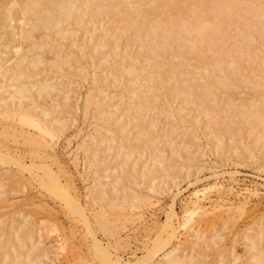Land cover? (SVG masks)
I'll list each match as a JSON object with an SVG mask.
<instances>
[{"label":"rangeland","instance_id":"374dc122","mask_svg":"<svg viewBox=\"0 0 264 264\" xmlns=\"http://www.w3.org/2000/svg\"><path fill=\"white\" fill-rule=\"evenodd\" d=\"M239 2L241 1L235 2L236 8L239 4L241 5ZM242 5L241 8L246 7V5ZM205 10L206 14L210 13L213 16L210 10H208L209 12L207 8ZM227 11H222L220 14L222 16L226 15ZM229 11L231 12L232 9ZM194 15L195 13L192 14V16ZM227 15L223 17H226V19L220 20L221 16L214 18L215 16L212 17L208 14V17L218 21V24L221 23L220 28L215 32L218 37L217 41L222 42L221 49L218 50L219 53H222L220 56V59H222L221 64L215 62L216 57H218L216 46L211 45L209 40L204 43L205 45L201 43L202 47L204 46L203 51L207 58L212 61L210 67H221L229 80L237 85L224 88L221 85L217 86L215 91L217 99H220V101L219 106L216 108L214 107L215 100H213L212 95L207 94L202 87H198L199 90H197L200 92V96L193 102H188L185 99V95L179 92V87H185L188 84V82H181V79L195 75V71L188 73L186 76L165 74L166 83H163L160 78H150L148 75L151 67L150 62L149 64H142L140 57L147 54L146 52L149 51L152 41H149V39L145 41L146 37L144 38L143 36L144 39L141 38L142 34L139 32L138 36L140 35L141 39L138 38L137 40L136 31H132V27H130L129 31L124 28L126 32L123 26L119 25L117 27L121 28L122 26L121 30H123V33L124 31L126 32L122 35L120 29L114 28V25L116 27L120 23L116 24L114 20L110 19L112 17L109 18L108 16L104 19H95L99 22H97L98 24L93 20L95 23L90 20L87 22L82 21V25L78 24V26L73 25V22L72 24H67L71 30H76V35L71 37L66 34L65 37L68 38L69 36V38L68 40L64 39V41L61 38L52 39L51 44H53L54 49L61 46L68 55L71 52L70 58L74 60H72L71 68H66L67 65H65L63 71L58 70L48 61L38 64L37 67H32L31 64L28 65L29 67H25L27 64L25 63L22 66L23 68H14L9 71L10 74H32V77L22 79L25 81H32L38 77H47L51 83L64 80L63 76L65 75L64 77L68 80L70 79L72 85V82L75 81V85H73L75 88L76 85L78 86L76 89L72 85L65 87L69 89L71 94L69 101L73 104L72 101L75 98L76 104L73 107H67L71 120L67 121L65 127L60 132L56 131L57 134L55 133L52 138L50 136L46 137L47 147L32 144L29 140L30 138L27 137V133L35 139L39 137L32 128H22L16 123L15 119L11 120L12 118H10L7 121L4 117H0V153L4 156L7 155L10 160L9 162L0 160V242H5L6 245L9 244L5 247L8 251L5 248L2 249L7 251L8 256L5 259V256L0 255V264H171L169 259L167 260L168 256H164L165 251L172 252L171 256L174 261H177V264H264V71L261 70L264 68V19L260 22L262 17L251 15L250 18L254 19V22H259L254 23L253 20L249 19L246 11H244L245 16L243 15L244 20H242V15L239 14L241 21L238 22L236 20H239L240 17L236 18L237 13L232 14L230 18L229 13ZM261 15L264 17V14ZM189 17L187 18L188 22L192 20V18L189 20ZM113 19L116 20L115 17ZM178 20L181 22L180 18ZM179 22L176 23L177 27ZM183 23L185 24V22ZM244 23L246 26H244ZM251 23L255 29H251ZM98 25L102 27L98 28ZM180 26L182 27V25ZM246 27L249 28V31ZM231 29L232 31H230ZM119 30L120 34L115 32H119ZM219 30H224V33ZM105 31H108V34ZM91 32L93 37L90 35ZM113 34L114 36H112ZM115 34L117 35L115 36ZM89 35L91 36L90 39H92L89 40L92 43L88 42V45ZM100 36H104V39ZM56 37H59L58 34ZM74 37L77 40L75 47L72 48V45L67 47V44L69 43L70 45ZM95 37H100L99 39L97 38L98 42H96L97 39L94 40ZM223 37L225 41H223ZM81 38L85 40V42L83 41L84 43L81 42L83 40ZM244 38L246 42H244ZM182 39H179V43L177 41L178 38H171L167 43L171 45L183 44ZM185 41L183 39L184 43ZM61 43L64 45L62 46ZM80 44L85 47L86 53H84V56L79 53V48H76ZM86 44L87 46H85ZM101 44L106 48L102 49ZM114 44L117 48H120L118 52L114 50L116 48ZM142 45L143 47H141ZM231 45L232 48H230ZM44 47L47 51L44 50ZM44 47V54L49 57L51 55L50 50L48 51L49 47ZM65 47L67 48L65 49ZM92 47L93 49L96 47L98 49L93 51ZM89 49L93 53L96 52V55L91 52L94 58L92 61L90 60V63H88ZM107 50L111 51H108L111 54V61L110 57H107L109 55L106 54ZM38 51L42 52V48H39ZM114 51L118 55L121 54L120 58L124 56L126 58L120 59ZM162 56L163 60L166 57L167 60L165 59V61L175 62L179 59H177V56L172 58V55L166 53ZM85 59L87 62H85ZM100 60L102 61L101 64ZM119 60V63L115 62ZM132 60L136 61L135 64L137 66H142V70L140 69L138 75H132L129 70L131 74L127 73L128 71L126 72V67H130ZM185 60L193 61L192 58ZM232 60H236L238 64L233 65L230 63ZM151 64L154 66V63ZM73 66H84L86 70L88 69L87 77L84 78L87 80L86 82L82 79L83 77H78L79 74L74 71ZM183 66H186V64ZM190 66L187 65L185 71L192 70V66ZM164 70L161 69L163 74L166 73ZM95 72L96 74L98 73V82L101 84L97 82L90 83L93 76H95ZM7 73L3 72L0 74V96L9 99L12 95V88H9V82L11 81L4 76ZM76 74L78 75L76 76ZM244 75H247V77L245 81H242ZM50 78H52V81ZM197 81L200 82L201 79L194 82ZM89 89H93L97 103L91 105L92 107L89 106L85 112L84 95ZM32 90L34 94L37 93L35 87ZM228 91L235 93L237 99L230 100L232 96L228 97ZM45 95L47 94H44V97L37 95L35 98L36 103L40 107L43 106L41 109L47 108L46 105L51 102V98L49 96L45 97ZM62 95V92H60L56 96L58 102L62 99ZM243 98L254 101L253 104L247 107L249 110L246 114L247 121H244L241 116L232 114L230 111L232 104L237 105ZM221 99L222 101L225 100V102L223 101L224 103H222ZM56 100L55 103L57 102ZM139 102H141L142 108L135 114L134 105H138ZM205 106H208V108ZM237 107L240 108L238 105ZM218 109L220 112L217 117L220 121L219 131H222H220L222 138L219 147L215 148L218 139H215L216 133L208 125L214 120L215 110ZM57 110H59V106L55 107L54 113ZM62 114L64 113H59V115ZM139 115L144 116L145 124L149 130H152L150 133H159L161 136L152 142L149 148L141 145L137 146L126 169L133 171L135 167L154 166L159 180L165 173L173 175L172 190L163 188L157 192L150 193L147 183L142 182V184L133 180L132 175L135 176V174L132 172L127 174L128 170L124 174L122 172L124 177L128 176L123 179L125 181L124 184L133 187L140 193L148 194L149 199L132 202L130 201V196L127 197L125 204L122 203L124 206L119 205L120 207L118 205H109L104 201L93 200L92 193L97 190L96 185L102 181L104 183H113L118 179L116 177L119 175V165L121 164V167L125 166L121 163L123 161L122 154H126L128 151L127 148H120V138L127 136L131 143H136L135 141L138 142L141 137V134L138 135L136 132L137 117ZM132 117L136 120L134 118L132 120ZM122 128L123 130H121ZM6 131H8V134H6ZM19 132H22V134ZM91 136L95 137L91 140ZM100 137L114 138L113 146L111 144L112 149L108 150L107 144L103 143V146L101 143L102 146L98 147V152L104 158V161L99 164L89 165L90 157L85 155V151L86 149L91 151L95 146H89L87 142L96 141V138L100 139ZM26 138H29V141ZM38 139L41 138L39 137ZM117 154L118 157L116 156ZM186 156H191L193 158H191L192 161L187 159L188 157L185 158ZM32 164L38 168H35ZM42 164L45 168L48 167L53 174H56V178H59L58 180L62 183L64 190L72 187L71 192L76 194L80 200L82 214L74 212L72 207L70 208L65 203L66 201L64 202V199L59 198V194L53 192L52 189H47L48 186L44 184L46 181L49 184L48 177L50 178V176L47 177L44 173ZM29 166H34L33 170ZM116 166L119 168L118 172H110L109 168H115ZM107 168L109 173L103 175V173L106 174ZM95 169H98V173L94 172ZM35 172L36 174L33 175ZM98 174L103 176L100 175L101 177H99L97 176ZM39 178L42 179H40L41 183ZM127 180H130V182L127 183ZM42 181H45V183L42 184ZM123 181L120 185L123 184ZM111 187L112 184L108 185V188L111 189ZM195 194L198 195L196 196ZM195 198L202 200L203 205L198 199L196 202H199L202 207L205 205L201 209H203V212L206 209L207 212L202 214L203 212L199 209L202 212L201 214L197 211V214L194 213V215L190 216L192 221L189 217L191 222L186 221L188 218H185L187 216L185 212L193 208ZM172 204L180 218V221L175 219V226L177 227V225L179 226L180 223L186 221L191 223L190 229L189 227L183 228L182 225L179 226L180 228L177 227L176 239L171 237V242H168L170 244L167 243V246L165 245L151 260L147 261L148 251L154 245L155 238L160 236L161 244H163V241L167 238L166 236L172 233V230L169 232L170 227H168V230H166V227L165 231L162 229L164 220L171 212L170 207H172ZM168 211L170 212L168 213ZM82 217H84V220ZM32 224L35 225L32 226ZM29 227L33 228L32 231L27 230ZM198 230L201 238L197 245L195 236ZM32 232H34L32 235L33 240L30 239ZM38 236H42V244H39V247L40 239H38ZM202 239L205 242L201 241ZM93 241H101L103 245L109 246V254L106 253L107 257L104 258L102 256L104 253H99L98 255ZM9 246H12V249Z\"/></svg>","mask_w":264,"mask_h":264},{"label":"bare ground","instance_id":"6f19581e","mask_svg":"<svg viewBox=\"0 0 264 264\" xmlns=\"http://www.w3.org/2000/svg\"><path fill=\"white\" fill-rule=\"evenodd\" d=\"M238 1H241L239 3H241V5L242 4L246 5V7L245 8L244 7L241 8V5L238 3L239 6H237V8H236V6L234 4H235V2H238ZM244 2H245V4H244ZM238 4H236V5H238ZM232 7H234V8H232ZM238 7H240V9H238ZM190 8H192V9H190ZM206 8H207V11L210 10L212 12L213 16L210 13H207V14L205 13V11H206L205 9ZM243 8H244V10H243ZM228 9L229 10L232 9V11L230 12ZM235 9H236V11H234ZM190 10H192V11L189 12ZM225 10L226 11L228 10L226 12V15H227V13H229V18H230V16H232V14H236L237 13L238 15H236V18L238 19L240 17L239 16V14H240V15H242L241 16L242 20H244L243 19V15H244V11H246V12H248L249 19H251L250 18L251 15L256 16V17L260 16V17H262V19H260V22H262V20L264 19V17L261 15V14H264V0H0V74L3 73V72L4 73L8 72L4 76L7 77L11 81V82H9L10 85L9 84L8 85H9L10 89L12 88V95L10 96L9 99L3 98L2 96H0V117H4L7 121L10 118H12L11 120L15 119L16 123L22 128L23 127L32 128L38 134L37 136H39L41 139H38L39 137L35 139L32 135H30L29 133L26 132L28 135L33 137L32 138V137L27 135V137L30 138V139L29 138L28 139L32 142V144L34 143L36 145H39L40 147L41 146L42 147H44V146L47 147L46 137L50 136V138H52L55 135L56 131L60 132L63 129V127H65L67 121L71 120L70 116L68 115L69 110H68L67 107L68 106H70V107L75 106L76 99L74 98L73 101H72L73 104H71V101H69V98L71 97V94L69 93V89L65 88V87H68L69 85L70 86L72 85L70 79L68 80L66 77H64L65 76L64 75L63 76L64 80L58 81V82L55 81L56 83L55 82L54 83L49 82L47 77H38V78H34L32 81H27V80L25 81V80H22V79L23 78H28L30 76L32 77V74H26V75H22V73H19V74L18 73H16V74H14V73L12 74L11 73L10 74L9 71L11 69H14V68H21L23 65H25V63H27L25 65V67H29L28 65H30V64H31L32 67H37L38 64L45 63V62H48V61L50 62L51 65H54L58 70H62L63 71L65 65H67L66 68H68V67L71 68L72 67V60H73V59L70 58L71 57L70 56L71 52H69V55H68V53L64 52L62 47L59 46L58 44L57 45L59 47L54 49V46H52L53 44H51L52 39L57 40V38H61L64 41V39L68 40V38H69V36H68V38L65 37L66 34L67 35L69 34L71 37L75 36L76 33H77L76 30H73V29L71 30L69 28L70 26L68 27V25L72 24V22L74 23L73 25H75V26H78V24H81L82 21H86L87 22L89 20L90 21L93 20V21H95L97 23L98 21H96L95 19H97V18L104 19L106 16H108L109 18L112 17L110 19L114 20L116 24L120 23V24L116 25V27L114 25V28H117V29L121 30L122 26H123V29L126 28L129 31L130 27H132L133 29H131V30L132 31H134V30L136 31L135 34H137V36L136 35L135 36H136L137 40H138V38H140L139 37L140 35L138 36V32H139V33L142 34L141 38H143V36H144V38L146 37L145 39L143 38L145 41H147L146 39H149V41H152L151 46L148 49L149 51H147V52L145 51L147 54H145L144 56L140 57L142 59V60H140V61H142V64H149V62H150L151 67H150V70H149V73H148L150 78H153V79L160 78V80H162L163 83H166L167 80L165 79V74H169L170 73L171 75L172 74L173 75L180 74V76L181 75H185L186 76L188 73H191V72L195 71L194 72V73H196L195 75H193V76H191L189 78L181 79V82H188V84L185 87H179V92L183 93L185 95V99L188 102H193L196 98H198L200 96V92H198V90H199L198 87H202V88H204V91L207 94H211L212 95L213 100H215L214 107L216 108V107L219 106V101H220V99H217V94H216V91H215L217 86L221 85L224 88V87H235L237 85L229 80V78L224 73V71H223V69L221 67H218V68L217 67H210V63L212 61L207 58L205 52L203 51V47L204 46L202 47V45H205L204 43L209 40L211 45L216 46L215 48H216L217 52H218L219 49H221V43L222 42L220 43L219 41H217L218 37L215 34V32L218 31V29L220 28L221 23L218 24V21L213 20L211 18L214 17V16H215L214 18H216L217 16L218 17L221 16L222 18H220V20L221 19L222 20L226 19V17L223 18L226 15L222 16V14H220L222 11H225ZM200 11H202V12L200 13ZM203 11H204L205 14L203 13ZM194 13H195V15L192 16V14H194ZM230 13H232V14H230ZM208 14H209V16H212V17H208ZM248 15H247V18H248ZM114 17L116 18V20L113 19ZM188 17H189V20H191V18H192V20L189 21V22L187 21ZM193 17L195 19L197 18V20L194 19L195 20L194 21ZM241 17H240L239 20H236V21L237 22L241 21ZM109 18H107V19L110 20ZM117 18H118V20H117ZM178 18H180L181 22H179ZM84 19H86V20H84ZM102 19H99V20H102ZM249 19H246V20H249ZM176 20H177V22H179L178 27H177V24H176L177 23ZM251 20H253V22L255 21L254 19H251ZM95 22H93V23H95ZM183 22H185L186 25ZM88 23L90 24V22H88ZM108 23H109V21H108ZM187 23H189V24H187ZM252 23L250 25L252 28L249 27V26L248 27L251 28V29H255V28H253ZM254 23H259V22H254ZM263 23H264V21H263ZM101 25H103V24H101ZM119 25H122L121 28L117 27ZM180 25H182L183 29H182V27ZM244 26H246L245 23H244ZM99 27H102V26L98 25V28ZM249 28H247V30ZM257 28H259V27H257ZM232 29L230 31H232ZM120 30H119V32H117V31H115V32L120 34ZM108 31L107 32L105 31V32L108 34ZM125 31H124V33L127 32V31L126 32ZM219 31H221V30H219ZM234 31H235V29H234ZM257 31H258V29H257ZM115 32H113V33H115ZM221 32L224 33V30H222ZM121 33H122V35L124 34L123 30H121ZM57 34H58L59 37H56ZM92 34L93 33L91 32L90 35L92 36ZM116 35L117 34H115V36ZM54 36H55V38H54ZM91 36L88 38V40L91 38ZM112 36H114V34ZM247 36H248V34H247ZM251 36H252V34H251ZM100 37L101 38L103 37V39H104V36H100ZM100 37H97V38L99 39ZM244 37H246V36H244ZM248 37H250V36H248ZM97 38L95 37L94 40H96ZM109 38H111V37H109ZM171 38H178V40H177L178 42H179V39L181 40L182 38L184 39V41L185 40L186 41L184 43L183 39H182V43L183 44H178L176 42L178 45L177 44L176 45H171V44L167 43V42L170 41ZM227 38H228V36H227ZM242 38H243V36H242ZM82 39L83 38H81V40ZM98 39L96 40V42L99 41ZM117 39H119V38H117ZM66 40H65V42H67ZM88 40H87V44L89 45L88 42L92 43V41H90L92 39H90L89 41ZM230 40H231V38H230ZM243 40H245L244 42H246L245 38ZM76 41L77 40L74 37L72 39V41L70 42V45H69V43L67 44L68 45L67 47H71V45H72V48L75 47ZM83 41L85 42L84 39L81 42L84 43ZM115 41H116V39H115ZM171 41H174V40H171ZM220 41H221V39H220ZM223 41H225L224 37H223ZM235 41H236V38H235ZM249 41H252V40H249ZM226 42H227V40H226ZM52 43H54V42H52ZM201 43H202V45H201ZM87 44L85 46H87ZM63 45L64 44H62V46ZM98 45H96V46H98ZM44 46H48L49 47L48 51L50 50V52H51V55L49 53V55H50L49 57H46V55L44 54V52L47 51ZM90 46H88V47H90ZM43 47L45 48L44 49L45 51L43 50ZM67 47H65V49ZM93 47H95V46H93ZM93 47L91 49H93ZM104 47L105 46L103 44H101V48L103 49ZM115 47L116 48L113 47L114 50L116 52H118L119 51L118 49H120V48H117L116 45H115ZM141 47H143V45ZM207 47H208V45H207ZM237 47H238V45H237ZM39 48H42V52L38 51ZM76 48H79V53L84 56V53H86L84 45L80 44L79 47L76 46ZM230 48H232V45H231ZM91 49H89V51H88L89 52L88 54H90V55L88 56V54H86L88 56V59H89L88 63H90V60L92 61V59L94 58L93 55H96L95 54L96 52L93 53L91 51ZM94 49L96 51L98 48L96 47ZM94 49H93V51H94ZM111 50H113V49H111ZM108 51H110V50H107L106 54H109V55H107V57H110V61H111V56H110L111 54ZM91 52L93 53V55H92ZM220 52H222V51L220 50ZM165 53L172 55V58H173V56H177V59L178 58L179 59L177 61H175V62L174 61H165L166 57H164V60L162 59V57H163L162 55L165 54ZM231 53H232V51H231ZM221 54L222 53L218 52V57H216V61H215L216 63H220L221 62V60H222V59H220ZM82 55H81V57H82ZM112 55H113V52H112ZM116 56H119V58H120L121 54L118 55L116 53ZM132 57L134 58V56H132ZM136 57H135V60H136ZM95 58H97V57H95ZM115 58H112V59H115ZM123 58H120V59H123ZM174 58H176V57H174ZM187 58H192L193 61H186L185 59H187ZM135 60H132V63H130V67L128 66L129 68L126 67V72L129 70L130 72H132V75L133 74L138 75L140 73V69L142 70V66H137L135 64V62H136ZM239 60H240V58H239ZM85 62H87V60ZM99 62H100V64L102 63L101 60ZM115 62L119 63L120 60L119 61H115ZM115 62H113V64H115ZM75 63H76V61H75ZM151 63H154V66H152ZM230 63H232L233 65L238 64L236 60H232ZM98 64H96V65L98 66ZM184 64H186V66L187 65H191L192 66V70L185 71L186 66H183ZM92 65H93V62H92ZM261 65H262V63H261ZM73 67H74V71L79 74V75L76 74V76L78 75V77H80V78L83 77L82 79L87 77V73L89 71H88V69L86 70L84 68V66H76V67L73 66ZM91 67H93V66H91ZM96 69H97V67H96ZM161 69H165L164 71L166 73L163 74L161 72ZM261 70L264 71V68H262ZM129 71L127 73L131 74ZM29 72H30V69H29ZM98 72H99V70H98ZM72 74H73V72H72ZM94 75L95 76H93V79L91 80L90 83H92V82L96 83L97 82L98 84H101V83L98 82L99 81L98 73L96 74V72H95ZM76 76L74 75V77H76ZM248 76L252 77L250 75H248ZM171 77H173V76H171ZM246 77H247V75H244V78L242 79V81H245ZM50 79L52 81V78H50ZM176 79H178V78H176ZM198 79H201V81L200 82L199 81L194 82L195 80H198ZM178 80H180V79H178ZM86 81L87 80H85V82ZM114 81H116V80H114ZM74 82H72L73 85H75ZM177 84L179 85L178 81H177ZM77 86L78 85H76V88H77ZM33 87H35V89H36V92H37L36 94H34V91L32 90ZM91 87H93V86H91ZM52 91H53V93H52ZM60 92H62L63 95H62V99L58 102V100H56V96ZM44 94H47V95H45V97L49 96L51 98V102L52 103L49 101L50 104H47V105H50V106L46 105L47 108L44 107L43 109H41L43 106L40 107L39 104L36 103L35 98H36L37 95L44 97ZM229 94H230V96H229ZM229 94H228V97L232 96V98L230 100H234L235 98L237 99V96L235 95V93L229 92ZM232 94H234V95H232ZM236 94H238V93H236ZM205 96H206V94H205ZM55 100L58 103L57 102L55 103ZM221 101H222V99H221ZM223 101L225 102V100H223ZM223 101H222V103H224ZM235 102H236V100H235ZM95 103H97V100H95V94L93 93V89H89L86 92V94L84 95V103L83 104H84V107H85V112H86L87 108H89V106H91V105H93ZM253 103H254V101L248 100L247 98H243L237 104L238 106H240V108L237 107V105H234V103H233L232 104L233 106L230 108V111H231L232 114L237 115V116H241V117H243L244 121H247L248 119H247V115L246 114L249 111L247 107H248V105H251ZM56 106H59V110H57V112L54 113V110H55ZM134 107H135V111H136L135 114H136L142 108L141 102H139L138 105H134ZM206 108H208V106ZM60 112H63L64 114L59 115ZM219 112H220L219 109L215 110L216 114L214 116V120L212 121V123L210 125H208V126H210L211 130L215 131V133H216V137L214 136L215 139L216 138L218 139L217 144L215 145L216 146L215 148L219 147V145L221 144V138H222V136H221V132L222 131L221 130H220L221 132L219 131L220 121H219V119L217 117V114ZM149 116H150V114H149ZM133 118L134 117H132V120H133ZM134 120H136V119L134 118ZM136 127H137L136 132L138 133V135L141 134L140 138L137 136L139 138L138 142L135 141L136 143H134V142L131 143L127 136H124V137L120 138L121 139V143L119 145L120 148H122V149H124V148L126 149L127 148V151H128L127 153L125 152L126 154H124V153L122 154L123 161L121 163L123 165H125V166L122 165L123 167H121V164L120 165L117 164V165H119L120 169L118 168V166H116L115 168L114 167L109 168L110 172H113V171L114 172L115 171L118 172L117 170L119 169V172H118L119 175H118V177H116L118 179L113 182L114 184L112 182L111 183H106V182L104 183L103 181L99 182L98 184L96 183L97 184L96 185V189L97 190L94 191L93 193L90 191L93 194V197H92L93 200H95V201H104L105 203H107L109 205H112V206H116V205H118V206L120 205L121 206V205H123L122 203L125 204V201H127V199H128L127 197H130V196H131L130 197L131 198L130 201H132V202L139 201V200H142V199H146V200L149 199V195L148 194L140 193L137 190H135L133 187L124 184L125 181H123V179L128 177V176L124 177V175H122V172L124 174V172L126 173L129 170V169H126V166L128 165V163H129V161H130V159L132 157V154L135 152L134 150H135V148L137 146L139 147L141 145L143 147H148L149 148L150 147L149 145L152 142H154L157 138H159L161 136V134L153 133V132L150 133V131H152V130H149V128L145 124L144 116H141V115H139L137 117ZM123 128L121 130H123ZM24 130H26V129H24ZM263 131H262V133H263ZM6 132H7L6 134H8V131H6ZM4 133H5V131H4ZM19 133L22 134V132H19ZM123 134H124V132H123ZM33 135L35 136V134H33ZM97 135L99 136V134H97ZM18 137H20V136H18ZM94 137L95 136H91L90 139L92 140ZM97 139L98 138H96V141H93V142L92 141H90L89 143L87 142V144L89 146H95L93 149H91V151L93 150L92 152L89 151V149L88 150L86 149V151L84 150L85 151V155L90 157L89 165H91V164H99V163L104 161V158L101 157V155L98 152V150H99L98 147L101 145V143H102V145H103V143L104 144L106 143L108 150H111L112 146H113V142H114L113 139L114 138L113 139H110V138L108 139V138H105V137H100V139H98V140ZM230 142H231V139H230ZM24 143H26V142H24ZM111 144H112V146H111ZM120 151H121V149H120ZM121 152H120V154H121ZM7 154H8V152H7ZM118 154L116 155L117 157H118ZM120 154H119V156H121ZM187 157L188 156H186L185 158H187ZM191 158L192 157L189 156L187 159L190 160ZM192 159L190 161H192ZM0 160L5 161V162L6 161L7 162L10 161L9 158L7 157V155L4 156L2 153H0ZM76 161L78 162V160H76ZM34 164H32V165H34ZM42 166H43V164H42ZM134 166H135V163H134ZM29 167L31 168L32 166H29ZM33 167H32V170H33ZM43 167L44 168H42V167L41 168L44 169L43 170L44 173L47 175V177L50 176L51 179L48 177L49 184H47L46 180H45L46 183H45V181H42V184L45 183L44 185L49 187V188L47 187V189H52L53 192H56L57 194H59V198L61 197L62 200L64 199V202L66 201L65 203H67V205H69L70 208L72 207V210H74V212L76 211L77 213H79V214L81 213L82 214L83 211L80 208L81 207L80 206V200H79V198H78V196L76 194L71 192L72 187L66 188L67 190H64V187H63L62 183H60V180H58L59 178L58 179L56 178V174L55 173L53 174L48 167H47L48 169L45 168V166H43ZM21 168H22V165H21ZM35 168H38V167L35 166ZM109 169L107 168L106 174L103 173V175H107V173H109L108 172ZM97 171H98V169L94 170L95 173ZM131 172L133 174H135V176L132 175L133 180H136L139 183L140 182L141 183L142 182H146L147 183L148 191L150 193L157 192L158 190L163 189V188L164 189L167 188L169 190H172L171 187L173 185H171V182H172V180L174 178V177H172L173 175L171 176V175H167L165 173V175L162 176L160 178V180H159L158 176H156L157 174H156V169H155L154 166L151 167L150 165H146V166L140 167V168L135 167V169L133 171L129 170L127 172V174H130ZM169 172H171V171H169ZM31 173H33V172L31 171ZM35 174H36V172L33 175H35ZM100 175H102V174H98L97 176L101 177ZM37 176H39V175H37ZM214 176H216V175H214ZM41 178H43V177H41ZM41 178H39V180ZM41 180H40V183H41ZM122 181H123V184L120 185ZM126 182L127 183L130 182V180L129 181L127 180ZM111 184H112V187L110 189V188H108V185H111ZM174 187H175V184H174ZM2 188H3V186H2ZM177 194H178V191H177ZM195 195L197 196L198 194H195ZM203 196H205V195H203ZM220 197H222V196H220ZM197 199L199 200V202L202 201V200L200 201L199 198H195V201H194L195 203L193 205V208H190L188 210V212L187 211L185 212L187 216L189 214H191L188 217L187 216L185 217V218H188V220L186 219V221H190L192 219L190 217V216H192V214L193 215H194V213L197 214V211H199V209L204 208L205 205L202 207L203 202H201L202 203V205H201L199 202H196ZM203 199H205V198H203ZM173 201H174V199H173ZM131 208H133V207H131ZM170 210H171V212L168 211V213L169 212L170 213L168 214V216L164 220V223H163L164 227L162 226V229L164 230L167 227L166 230H168V227H170V231L169 232H171V230H172V233H170V235L168 234L166 236L167 238L163 241L164 243L162 242L163 244H161V240L159 238L160 236H157V238H155L154 245H152L153 247L151 246L152 248L150 247V249L148 251V254H147V259L148 260L147 261L151 260L157 254L158 251H160L161 249H163L165 247V245L167 246V243L172 239L171 237H174V238L176 237V232L178 231L177 229L180 228L179 227L180 225H182L183 228L184 227L187 228V227L191 226L190 225L191 223H187L185 221L183 223H180L179 226L176 224L177 227H178L177 228L175 226V221L176 220L180 221V218H179V215H178L176 209H174L173 204H172V207H170ZM201 211L203 212V209H201ZM201 211H199L200 214L202 213ZM204 211L207 212L206 209ZM205 212H203L202 214H204ZM189 217H190V220H189ZM82 218L84 220V217H82ZM182 218H184V217H182ZM85 221H87V220H85ZM178 221H177V223H178ZM33 225H35V224H32V226ZM96 225H99V224H96ZM32 229L33 228H30V227H29V229L27 228V230H29V231H32ZM189 229H190V227H189ZM33 233L34 232L31 233L30 239H32ZM196 233H197V235L195 234L196 235L195 238H196V244L198 245V241L201 238V234H200L199 230ZM25 234H26V232H25ZM41 238H42V236H40L38 238V239H40V241L38 243V247H39V244L40 245L42 244L41 243L42 242ZM201 241H204V240L202 239ZM93 242L95 244L94 248L98 252V255H99V253H104V255L102 254V256H104V258L107 257L106 253L109 254V248H108L109 246L103 245L101 243V241H96V242L93 241ZM4 243L0 242V255H3V257L5 256V259H6V257L8 256V253H7L8 250L5 247H7L9 244L6 245V243L5 244ZM168 244H170V243H168ZM208 244H209V242H208ZM9 247L11 248L12 246H9ZM3 248H5L7 251L2 250ZM11 249H10V251H11ZM171 253L172 252L165 251L164 256L165 257L168 256L167 260L169 259V263L177 264V261H174V258H172ZM105 254H106V256H105ZM43 255H44V253H43ZM6 262H7V260H6Z\"/></svg>","mask_w":264,"mask_h":264}]
</instances>
